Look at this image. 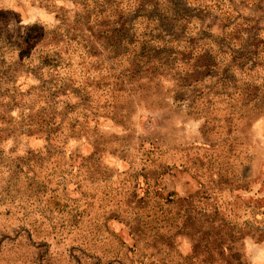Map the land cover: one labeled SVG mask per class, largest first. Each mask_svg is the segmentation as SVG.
Here are the masks:
<instances>
[{"label":"rangeland","instance_id":"rangeland-1","mask_svg":"<svg viewBox=\"0 0 264 264\" xmlns=\"http://www.w3.org/2000/svg\"><path fill=\"white\" fill-rule=\"evenodd\" d=\"M257 106L264 0H0V264H221L198 222L136 244L144 175L160 196L216 186L246 229L232 260L264 264Z\"/></svg>","mask_w":264,"mask_h":264},{"label":"trees","instance_id":"trees-1","mask_svg":"<svg viewBox=\"0 0 264 264\" xmlns=\"http://www.w3.org/2000/svg\"><path fill=\"white\" fill-rule=\"evenodd\" d=\"M155 39L160 40V37ZM207 65L208 63H203L200 57L196 58L194 63L196 68ZM255 110H264V106H257ZM190 170L198 179L202 178L196 169ZM144 177L145 192L139 195L137 191H133L130 198L126 199V213L122 215L125 217L123 220L119 217L129 226L130 234L136 244L143 237L140 230H151L169 224L183 231L198 222L195 231L201 237L197 241H202L201 246L206 248L205 251L212 255H220L221 264H235L232 260L234 244L244 237L246 229L231 221L229 216L232 213L222 209L216 186H205L200 181L204 189L190 196L177 197L175 193L160 196L156 191V185H150L149 178L146 175ZM237 203L239 201L235 199L232 204L235 211L233 214H236Z\"/></svg>","mask_w":264,"mask_h":264}]
</instances>
